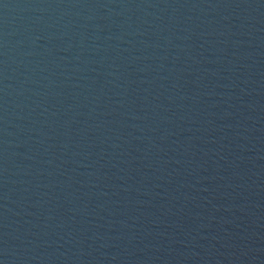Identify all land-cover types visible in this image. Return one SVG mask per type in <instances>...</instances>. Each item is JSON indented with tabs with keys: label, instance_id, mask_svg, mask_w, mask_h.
<instances>
[{
	"label": "water",
	"instance_id": "95a60500",
	"mask_svg": "<svg viewBox=\"0 0 264 264\" xmlns=\"http://www.w3.org/2000/svg\"><path fill=\"white\" fill-rule=\"evenodd\" d=\"M0 264H264V0H0Z\"/></svg>",
	"mask_w": 264,
	"mask_h": 264
}]
</instances>
